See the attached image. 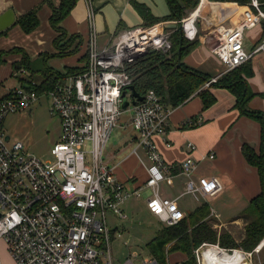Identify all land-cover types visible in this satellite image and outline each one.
I'll list each match as a JSON object with an SVG mask.
<instances>
[{
	"label": "built area",
	"instance_id": "obj_1",
	"mask_svg": "<svg viewBox=\"0 0 264 264\" xmlns=\"http://www.w3.org/2000/svg\"><path fill=\"white\" fill-rule=\"evenodd\" d=\"M86 2L90 32L84 70L40 90V82L23 69L18 71L22 74L19 84L0 96V240L15 264H115L109 215L127 219L124 204L129 198L142 196L145 189L151 191L146 199L149 211L163 223L174 225L185 217L177 199L160 192L168 166L156 139L164 137L172 109L155 89L146 91L142 100L133 98L129 89L133 85L129 67L149 51H169L172 30L163 21L136 26L102 45L92 0ZM199 9L180 21L184 36L190 40L198 36ZM263 23L264 11L258 0H252L234 26L221 22L216 27L218 41L213 52L226 72L264 50V35L252 52L245 48L246 30ZM217 79L211 78L204 87ZM42 97L49 99L51 113L61 122L59 139L50 147V160L30 152L4 127L9 115L30 111ZM125 98L129 105L123 108ZM129 108L136 131L132 153L140 157L143 152L148 161L146 180L133 187L119 180L104 158V148ZM188 146L195 149L193 143ZM214 156L210 152L205 157ZM196 168L197 161L191 155L181 162L186 178L183 194L216 195L221 190L219 180L195 175ZM123 264L136 263L129 258ZM141 264L159 262L149 258Z\"/></svg>",
	"mask_w": 264,
	"mask_h": 264
},
{
	"label": "crops",
	"instance_id": "obj_2",
	"mask_svg": "<svg viewBox=\"0 0 264 264\" xmlns=\"http://www.w3.org/2000/svg\"><path fill=\"white\" fill-rule=\"evenodd\" d=\"M60 1L0 0V14L11 8L17 16L16 23L0 33V50L21 47L27 52L30 60L35 63L43 55H49L46 59L47 66L66 79L70 74L78 73L87 63L90 26L87 2L86 0H79L70 14L59 23L60 30L55 29L51 24L50 17L53 9L60 5ZM204 4L205 0H201L198 7L200 8L199 12L204 8ZM92 6L95 12V27L102 45L111 43L118 33L128 28L144 26L146 23L158 19L161 22H171L162 20L170 13L167 0H92ZM246 6L232 7L234 17L228 18L229 22L226 18L231 14L230 5L221 8V10H224V18L219 16L217 20L215 16L212 18V16L208 17L207 15V21L201 23V30H209L217 23L221 25V22H224L225 25L228 24L227 26H234L241 18L243 9ZM35 8H38L39 26L34 31L27 33L18 23V19L21 15ZM140 8H145L148 15L143 16ZM260 25L259 28L255 26L248 29L257 37L256 43L249 52H252L263 40L264 23ZM64 32L68 37L76 36L73 44L66 51H62L55 42L56 38ZM198 39L199 44L184 57L183 61L210 74L212 78H219L226 74L228 71L226 72L225 65L213 52L215 44H213L212 38H209L206 32ZM64 43L65 41L60 45ZM262 51L264 50L252 56L249 60L251 65L252 59ZM21 57L22 55L19 53H12L6 56L7 61L0 66V91L3 90L0 96L19 84L18 81L22 78V74L20 75L18 71L24 69L30 72L25 67H21L17 71L14 69L13 62L20 61ZM50 60L55 63L50 64ZM57 60L60 62L63 60L64 62L56 66ZM254 66H252L254 74L248 78V85L251 91L254 92V96L248 101L246 107L249 110L256 111L258 117L243 113L241 107L237 105L236 95L229 88L223 86H211L209 88L202 85L181 105L171 106L166 104L167 107L172 109V113L164 137L160 136L156 139L159 151L168 166L166 170L167 178L161 183L160 192L166 197L177 199L178 206L184 211L185 217L203 202L206 201L210 205L213 200L231 192L236 199V206L233 207L237 208L235 211L232 210V217L221 219L219 213L217 214L211 205L210 208L211 214H215L220 222L234 225L235 221L242 218L250 200L262 191L259 169L247 160L243 151L244 145H248L260 154L264 147V83L259 82L258 68ZM262 75H264V72ZM8 79L13 81L8 83ZM203 88L208 89L216 98V101L208 108H203V98L199 92ZM31 112H33V107L30 110V115ZM56 117L59 120V133L56 137L58 140L61 133V122L59 117ZM135 139L136 135L134 134L131 140L133 141V148ZM166 141L170 142L169 146ZM189 143H193L195 149L189 148ZM116 148L115 151L108 153L106 161L113 167L117 178L132 187L143 184L147 178L146 164L148 162L144 153L141 152L139 157L132 153V149L119 157L124 152V147ZM210 152L214 153L215 156L213 158L205 157ZM188 155H191L197 161L195 175L215 176L219 180L221 190L216 195L204 198L198 194H183L186 178L181 173V162ZM146 190L150 191V189H145L143 193ZM150 194L151 191L148 196ZM148 196L144 197L142 195L136 198H142L143 203L146 204ZM188 197H191V199ZM130 199L132 198H129L123 206L128 215L125 220L129 219L128 211L134 214L132 200ZM146 208L148 209L147 204ZM110 215L115 221L114 224L117 221H124L113 214ZM159 221L161 220L159 219ZM110 228L112 235H114L118 225L112 226L111 224ZM169 258L184 261L186 256L180 251L170 253L167 256V264Z\"/></svg>",
	"mask_w": 264,
	"mask_h": 264
},
{
	"label": "trees",
	"instance_id": "obj_3",
	"mask_svg": "<svg viewBox=\"0 0 264 264\" xmlns=\"http://www.w3.org/2000/svg\"><path fill=\"white\" fill-rule=\"evenodd\" d=\"M78 1L61 0L60 5L53 9L50 20L55 29L60 30L59 23L70 14ZM199 1L167 0L170 13L162 20L178 22L181 25L180 21L198 6ZM212 1H230L240 5L252 4V0ZM258 2L260 8L264 11V0H258ZM140 9L143 16L148 15V11L145 8ZM158 22H161V20H153L144 26H150ZM18 23L25 32L34 31L39 26L38 8L31 9L21 15ZM171 30L172 48L169 51H149L132 64L129 67V71L133 77V85L141 95H144L149 89H155L165 104L178 106L187 101L212 76L183 61L184 57L199 44L198 36L193 40L186 38L180 26ZM75 39V35L68 37L64 32L60 37L56 38L55 42L62 51H66ZM63 41L65 43L60 45ZM12 53L22 55L20 61L13 62L14 69L16 71L21 67L28 69L30 77L33 80L40 81V90L42 88H50L59 79L65 80L58 72L47 66L46 59L49 55H43L35 63L30 60L27 52L18 46L10 50H0V66L7 61L6 56ZM82 70L84 68L78 72ZM253 74L252 65L247 61L240 67L228 71L219 77L210 86L229 88L236 95L237 105L241 107L243 113L258 117L259 115L256 111L254 112L246 107L248 101L254 96V92L251 91L248 85V78L253 76ZM199 92L203 98V108L210 107L216 101L215 96L208 89L203 88ZM243 151L247 160L258 167L262 181V191L250 200L242 215V218L247 219L242 247L246 250H251L264 237V147L260 154L248 145H244ZM210 214V205L205 201L177 224L163 225L147 243L152 257L159 264H167L168 254L180 251L186 256L182 264H196L194 250L205 242H218L223 247H235V239L230 232L223 230V233L218 237V231L209 223L208 217Z\"/></svg>",
	"mask_w": 264,
	"mask_h": 264
},
{
	"label": "rangeland",
	"instance_id": "obj_4",
	"mask_svg": "<svg viewBox=\"0 0 264 264\" xmlns=\"http://www.w3.org/2000/svg\"><path fill=\"white\" fill-rule=\"evenodd\" d=\"M200 3L201 0L199 1L198 6L194 10H192L189 15L198 9ZM225 4L230 5L229 10L231 11V14L226 18L227 22H229V19H231V17H234L232 9L234 8V6L236 7L240 4L236 2L231 3L230 1L219 2L205 0L204 8L201 9L200 15L196 21L198 28V37L207 32V36H209V38H212L213 44L217 43L218 39L216 37L218 35V31L216 27L220 24L217 23L209 30L205 29L206 31H202L201 23L202 21H207V15L208 17L212 16V18L215 16L217 20L219 16H222V18H224V10H221V8L223 9V7L228 6ZM205 12H207L208 14H206ZM259 26L261 25L258 24L257 27L259 28ZM249 31L250 30L246 31L245 43L246 49L248 51H251L254 43H256L257 41V37L256 34H252V32ZM252 60V66L255 65L258 68L257 76L259 82L264 83V75H262V73L264 72V51H262L260 54H257ZM57 61L58 63L56 64V66H59V63L64 62L63 60L62 62H60L59 60ZM49 63L54 64L55 62H52L50 60ZM62 67L64 68V66ZM12 81L13 80H7L8 83ZM208 87L210 88L211 86ZM1 93H3V90L0 91V94ZM32 107L33 112H31V115L29 111L26 110L18 111L9 115L5 120V131L7 132V134L11 135L12 139L16 138L22 140L27 145L30 152L46 160H50L52 159L50 147L54 143V141L57 140L56 137L59 133V120L55 115H52L50 111V101L47 97H42L40 100L36 101L32 105ZM131 116L132 112L129 108L128 110L123 112V115L120 117L117 126L114 128L109 138L108 144L104 148L105 160L109 155L108 153L115 151L117 149L116 147H124V152L119 157H122L128 151L133 149V141L131 140L134 134L136 135V131L131 124ZM149 193L150 191L146 190L143 193V196L146 197ZM188 198L191 199V197ZM130 200H132L134 214H132L131 211H128V220L117 221L114 224L115 221L113 217L109 215L110 226L111 224L112 226L118 225L117 231L112 236V252L115 264H123L129 258L132 259L134 263L141 264L145 259L152 258L147 243L157 234L158 228H161L163 225H165L162 221H159L157 217L149 212V210L146 208V204L143 203L142 198L139 199L136 197H132V199ZM235 202L236 199L234 194L229 192L224 196L213 200L210 205L215 209L217 214L219 213L218 215L219 217H221V219H225L226 217H232V210H237L236 207H233L236 206ZM208 219L209 223L218 231V237L221 233H223V230H226L230 233L232 232L231 234L235 239L234 242L236 245L235 247H223L218 242H205L200 247L194 250L196 264H206L202 253L204 249L208 248V246L210 247V245L216 246L220 248V250L223 249L230 252L234 250H241L245 254L246 260L251 264H264V246L259 248V245L264 240V237L251 250H246L242 247V239L245 235L244 233L247 223L246 218L238 219L234 222V225H228L227 223L220 222L215 214H210ZM0 260L1 264H15L6 248L4 241L2 240H0ZM171 260L172 259L169 258L168 264H182L183 262L179 260L177 261V259L172 261Z\"/></svg>",
	"mask_w": 264,
	"mask_h": 264
},
{
	"label": "bare ground",
	"instance_id": "obj_5",
	"mask_svg": "<svg viewBox=\"0 0 264 264\" xmlns=\"http://www.w3.org/2000/svg\"><path fill=\"white\" fill-rule=\"evenodd\" d=\"M263 246L264 241L261 242L259 248ZM202 255L206 264H251L246 260V256L241 250L230 252L210 245L204 249Z\"/></svg>",
	"mask_w": 264,
	"mask_h": 264
},
{
	"label": "water",
	"instance_id": "obj_6",
	"mask_svg": "<svg viewBox=\"0 0 264 264\" xmlns=\"http://www.w3.org/2000/svg\"><path fill=\"white\" fill-rule=\"evenodd\" d=\"M17 21V16L13 9H7L4 12L0 14V33L4 30L10 28L13 24H15ZM169 29H175L178 26L181 27V25L177 22L171 21L167 22L165 25ZM129 89L132 91V97L136 98L138 100H142L143 96L135 89L134 85H131ZM125 97V94H123ZM129 105V101L125 98L122 107L126 108ZM30 113V111H29Z\"/></svg>",
	"mask_w": 264,
	"mask_h": 264
}]
</instances>
